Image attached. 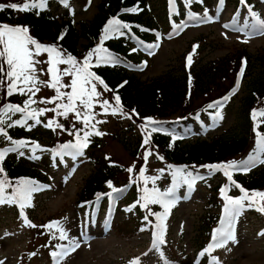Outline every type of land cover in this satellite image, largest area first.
Returning <instances> with one entry per match:
<instances>
[{
    "label": "rangeland",
    "instance_id": "1",
    "mask_svg": "<svg viewBox=\"0 0 264 264\" xmlns=\"http://www.w3.org/2000/svg\"><path fill=\"white\" fill-rule=\"evenodd\" d=\"M101 1L92 0L89 5L87 0H69L66 1L67 6H65V2L46 0L44 8H50L58 18L59 16L69 18L70 15H73L77 25L83 21L91 22L98 12ZM202 2H204V10L201 11L200 18H206L207 23L198 27L191 23L194 22L193 19H188L179 25H189L172 30L171 25L162 23L167 18L162 4L157 0L147 1V10L160 20L161 28L157 32L160 48L157 53L155 51L148 57L150 64L147 70L140 72L141 80L157 78L170 71L179 73L180 71L177 70L182 65L183 55L189 53L191 49L197 51L198 48H194L193 45L198 42L203 45L200 59L205 62L227 55L234 56L245 47L254 56L259 50L264 49V34L245 27V25L255 23V18L250 15L247 8L238 10L236 0H224L223 4L220 3V0H202ZM255 4L256 13L261 19H264V1L256 0ZM178 10L179 7L174 8L172 12L176 13ZM236 29L243 30L237 31ZM120 31L122 32V29ZM112 34L124 39L126 37L125 34ZM245 40H247L246 43ZM130 41V48H134V42ZM86 43L84 39H81L80 46ZM66 57L67 55L64 54V58ZM111 57L120 59L116 55H111ZM34 59L41 61L35 66L39 80L51 81V75L47 71L49 68L48 55L42 53L35 56ZM76 60L77 66L82 65L79 59ZM251 65L252 73L254 65ZM69 67L70 65H68ZM72 79L74 77L70 76L69 83ZM250 81L251 76L246 77L239 86L236 99L218 111L222 119L215 116L212 120H208L205 126L196 127L192 132L174 129H170V131L176 135H182L183 138L186 137L184 145H192L195 141H205L216 135L238 134L239 107L248 92ZM8 84L5 85V92L2 95L4 99L8 96ZM95 85L100 96L95 98L94 102L102 105L103 101H108L110 106L107 112L104 107L100 106L96 113L98 132L101 133L96 137L100 140L102 147L98 150V154L102 158L109 155L112 158L111 161L118 164L119 168L121 166L130 168L135 164V161L141 160L142 154L147 148L151 149L154 146L150 142L147 145L144 144L145 135L142 129L133 123L129 116L112 105L111 97L106 92L104 93L100 83H95ZM19 86L23 87V84ZM38 87L39 91L34 94L23 95L19 91L17 93L22 96L25 102L31 97L35 101L31 106L38 111L57 108V105L62 102L67 103L66 99L55 103H43L42 101L51 100V97L57 94L53 93L55 89L43 84ZM77 107L82 113L84 112L78 103ZM113 109H118V111L113 114ZM60 111L63 109H57L56 112L47 111L38 116L40 123L28 119L23 126L14 123L17 120H24L23 115L12 116L9 119L12 126L23 128L27 136H34L39 141V147L33 146L32 151L19 149V152L24 153L23 155H19L18 152L12 153L27 166H36L41 170H46L49 175L50 183L46 185L47 187L33 193L35 200L31 203L32 206H29L27 221L36 220L44 224L49 219L52 221L58 219L67 239H61L60 231L57 228H52L55 238L44 239L37 246L30 243L32 239L30 228L25 217L23 219L20 216L17 205L0 204V264H132L137 259L140 264H214L213 259L210 263L197 261V251L206 240V238L204 239L203 218L209 213L210 185H214L213 188L219 183L229 186L230 180L227 181L224 176H218L207 183L205 181L198 182L190 193H180L177 190V202L170 209L166 219V243L159 244L156 248L153 247V239L150 234L139 235L134 233V230L130 231L131 229L128 232H119L117 228L119 222L130 212L127 210L129 209L128 203L124 199L119 205L115 203L116 214L111 227L105 226L103 223L108 213L107 203L103 204L104 209L95 218L96 222L90 224L89 215L77 203V198L85 180L94 171L91 162L80 156L67 157L62 164L52 163L51 160L49 146H52L55 141L56 134L46 126L48 122L57 120L55 116L65 123L83 122V116L81 119H77L75 113L70 112L67 117H64L57 114ZM138 140H142L143 147L139 150L137 157L133 158L131 152L137 148ZM0 146L1 150L11 148L13 147L12 140L0 135ZM256 149L257 145L252 156L257 155ZM155 157L156 154L153 153L149 159L147 177H158V179H156L155 185L151 180L148 183L151 188L155 186L161 191H166L172 186L162 177L166 173L165 167L155 163ZM259 159H264V152L259 153ZM245 160L248 159L242 161ZM251 169L253 173H259L264 169V164L257 160L256 166ZM161 170L163 171L161 172ZM125 175L124 173L123 177ZM216 197L219 204L220 196L217 194ZM248 203V201L245 202L246 205ZM252 209L253 207L246 206L238 219L235 220L234 232L238 242L229 241L224 247L217 248L215 257L218 264H264V235H260L264 225V215H258ZM223 210L224 208L220 207L216 212L224 214ZM77 243L79 247L75 251H67V254L63 256H52L53 252L60 253L70 250Z\"/></svg>",
    "mask_w": 264,
    "mask_h": 264
},
{
    "label": "trees",
    "instance_id": "2",
    "mask_svg": "<svg viewBox=\"0 0 264 264\" xmlns=\"http://www.w3.org/2000/svg\"><path fill=\"white\" fill-rule=\"evenodd\" d=\"M39 0H37L38 2ZM184 1V0H183ZM25 0H0V3L22 4ZM147 0H103L101 1L98 12L94 15L91 22H81L76 25L74 18H57L49 10L33 9L30 11H17L5 8L0 11V25L10 24L13 26H24L29 30V35L37 42L42 44L51 43L62 53L71 55L75 58L85 56L87 52L97 48L110 49L113 52L119 51L125 58L137 64L139 57H129L124 42L115 38L104 39L105 28L111 20H119L123 24H128L127 28L134 37H138L146 46L156 42L151 30L157 29L158 18L151 15L146 10ZM166 9L169 0H157ZM195 5L199 4L195 2ZM136 7V11L128 12V9ZM142 9L141 12H138ZM79 27V28H77ZM81 39L86 40L87 44L80 46ZM82 49V51L80 50ZM248 59L246 76H251L248 83V92L241 101L238 112V134L228 133L218 135L205 141H196L192 145H184L181 140L173 137L162 130L151 132L153 127L161 128L164 124H172L186 127H193L197 120L196 114L204 112L205 109L214 102L221 101L232 90L235 82L239 78L242 68L241 61ZM135 59V60H134ZM253 59V70L251 72L250 60ZM90 72L96 74L107 85V89L114 97L119 96V104L123 111L130 114L132 119L143 125H149L148 132H151V143L153 149L163 157L160 161L168 168V173L172 175L176 168H182L185 172L211 170L207 165H227L231 161H239L251 153L256 142L257 132L264 133V117L257 123L252 118V111L258 107L264 109V49L252 56L246 49L239 50L234 56H224L213 61H199L188 70L184 66V59L178 72H167L157 78L141 80L138 73L125 70L120 66L102 65L91 67ZM0 79L4 83L0 84V102L5 92V78L0 74ZM69 91H62L68 93ZM8 100L17 102L15 94L8 95ZM7 100V101H8ZM5 103H0V106ZM3 107H0L2 110ZM7 116L3 119L7 123ZM91 123H95V117ZM148 118L158 123L148 124ZM180 120V121H177ZM63 127H56L59 132L58 143L55 147L68 143H76L77 135L83 138L84 128L75 129L59 122ZM259 124V127H257ZM171 125V126H172ZM90 127V126H89ZM65 135V136H64ZM94 150L86 156L92 161L94 171L87 177L83 187L80 189L78 201L80 203H91L92 200L99 199L110 191L109 182L112 186L122 185L121 181H126V177H119L122 171L119 168L109 165L101 158L96 151L101 148L98 138L94 141ZM140 147V144H138ZM137 149L131 154L135 156ZM0 167L4 169L8 179H14L17 183L22 178H38L46 180L45 171L42 172L35 167L28 168L22 162H17L13 157L5 158L0 161ZM169 165L172 167L169 168ZM223 169V168H222ZM224 170V169H223ZM236 182L241 185L250 195L253 192L264 191V169L260 173L242 174L236 176ZM16 184V183H15ZM209 195V208H215L217 202L216 188ZM260 201V198H256ZM211 205V206H210ZM156 209L149 206V209L141 210L137 208L133 215L123 224L129 225L133 221L147 218L154 219ZM210 212L212 210L210 209ZM138 219V220H137ZM205 234L209 232V226L217 221L218 215L206 214L204 216ZM141 222V221H140ZM143 224V223H142ZM33 235L37 240H42L47 236L45 230L40 226L35 227Z\"/></svg>",
    "mask_w": 264,
    "mask_h": 264
},
{
    "label": "snow or ice",
    "instance_id": "3",
    "mask_svg": "<svg viewBox=\"0 0 264 264\" xmlns=\"http://www.w3.org/2000/svg\"><path fill=\"white\" fill-rule=\"evenodd\" d=\"M65 6H67L66 0H64ZM170 4L175 6V0H169ZM193 0H184L186 5H190ZM202 2V0H200ZM224 0H220V3L223 4ZM247 0H241V3L246 4ZM46 0H25L22 4L16 3H0V11H3L5 8H9L17 11H30L33 9H41L45 7ZM137 9H128V11H136ZM249 13L252 17L255 18V23L250 25H245V27L250 28L254 32H258L260 34H264V19H261L256 12H253L249 7ZM195 14L190 16V19H195ZM211 19V18H208ZM175 28L179 29L182 27L181 25H174ZM228 27V25H225ZM129 28L128 24H123L119 20H111L109 21V27L105 28L104 39L109 38V34L111 33H120L123 34L120 30ZM237 31H242L243 29H236ZM159 35V34H157ZM245 43L247 40L244 41ZM34 46V47H30ZM149 49H154L157 45H148ZM198 47V46H197ZM99 53L101 51L107 53L106 49L98 48L94 50ZM135 51V49H133ZM42 53H48L49 55V65L50 67L47 71L51 74V81H41L37 76L36 72V64L41 63V61L35 60V56H39ZM149 54H154L152 51ZM93 56V53L90 52L87 57H85L82 65L77 66L78 62L75 57L71 55H67L64 58V54L60 51L55 45L46 46L43 45L37 40L33 39L31 35H29V30L27 27L22 26H9L7 24L0 25V74H3L4 78L11 81L7 85V95H12L14 92L19 91L23 95L34 94L39 91L38 85L43 84L44 86L51 87L56 90L57 95L51 100L42 101L43 103H55L57 100L63 101L67 100V103H60L57 105V108L53 109H41L36 110L32 109L29 111V108L32 103H35L34 100L29 97V100L25 102L26 107H20L19 105H5L2 110H0V135H3L7 139L11 140V137L7 136V132L4 130L3 125L5 124V120L3 119L9 112L11 113H24V120H17L14 123L24 125L28 119L34 120L36 123H40L38 116L43 115L47 111L56 112L57 109H63V111L58 112V115L67 117L70 112L75 113L77 119H81L83 116V123L85 126H89L91 119V110L93 108V101L95 98L100 96V93L97 92L96 85L92 82L93 80L99 81L103 84V80L100 77L96 76L95 73L89 71L90 61ZM102 60H107L112 63L118 62L116 58L111 57L110 54L105 56H101L97 60V64H99ZM188 65L190 66L192 63V54L187 57ZM246 61L243 62V65H246ZM59 64L70 65L69 68H65L60 70L58 68ZM62 76H73L71 84H62L61 78ZM240 76H243V66L241 68ZM4 83V79H0V84ZM23 84V87H19V85ZM61 87H70L71 92L62 93L60 92ZM107 90V85H104ZM235 94V93H233ZM230 97H224V100H228ZM119 96L115 97L117 103H119ZM77 102H79V106L81 109L87 110L85 112H81L78 110ZM221 102L217 101L213 104H210L209 108L217 107ZM102 107H104L107 112L110 107L108 101H103ZM118 109H113V114L116 113ZM257 116H264V109L254 110L252 113L253 120H256ZM216 118L222 119V116L217 113ZM158 123L156 121H152L148 118V124ZM53 124L56 127H63L56 121H49L46 125L47 127H52ZM94 127V125H92ZM259 127V124H257ZM160 129L153 127L151 132L159 131ZM146 138L144 139V144L147 145L150 142L151 132L147 131V126H145ZM96 135H101V133L96 132ZM89 133H85L83 138L77 135L76 143H68L62 145L65 154L78 156L81 155V149L87 147V140ZM257 155L250 156L248 160L236 162L231 161L227 165H207L213 170H225V175L228 176V179L231 181V173L227 171V169H237L243 171H249L252 167L256 166L257 160L259 163L264 164V159H259V153L264 152V134L257 132ZM175 139V137L173 138ZM14 145L11 148L4 149L0 151V161H3L4 156L7 152H18L19 155H23V152H19V149L25 147V143L21 141H12ZM35 147H39V145H35ZM75 150V151H71ZM151 151H148V155H151ZM59 155V153H58ZM147 157H145L146 159ZM159 159H163V157H158ZM172 166L169 165V168ZM127 171L132 172L133 168H128ZM163 170H161L162 172ZM4 169L0 167V173H3ZM173 183L172 187L168 188L166 191H161L159 188L153 186L149 188L148 182L152 181L153 185H155L156 179L158 177H146L144 175V170L140 171V176L144 180V187L141 189L142 195L140 199L137 201L138 204H141V207L144 209H149V205L151 204H159L163 207V213H152L149 211V214L155 215L157 219L161 221L160 225H157L158 228L161 229L160 233L155 236L153 240V247H158L159 244L164 243L163 241V220L169 214L170 209L176 204L177 196L176 191L182 184H187L189 189H191L196 179H203L204 177L193 176L191 172H185L182 168H176L173 173ZM235 184V181H232ZM47 186H41L34 181L31 180H21L16 185H12L10 181L7 179L0 180V204H10V205H18L21 213L23 214V209L25 207L32 206L31 200L33 193L42 191ZM109 187H112L111 182H109ZM236 187H240L238 184ZM8 188H12V191L9 193L7 191ZM241 192H243V196L238 198H232L225 195V200L227 203L224 206V215L220 220V226L213 231L211 243L200 253L201 256H204L206 253H211V251L216 248L224 247L229 241L234 243L238 242L234 232V223L236 218L242 213L244 208L247 206L249 208L256 207V209L262 213H264V204L259 203L256 198L259 197L260 201H264V192H253L251 195L243 188H240ZM113 191H122L113 188ZM225 191L222 189V192ZM108 195H111L109 193ZM249 203L246 205L245 202ZM142 202V203H141ZM132 207H135L133 205ZM131 211L132 209H127ZM147 219V216L145 217ZM28 226L36 227V225L32 224L30 221H27V217H25ZM49 229L57 228L61 235V239H67L66 234L63 229L60 227V221H53L48 225H45ZM260 235H264V232L260 233ZM63 248V246H61ZM79 247V244H74L70 250H65L60 253L53 252V257L63 256L67 254V251H75L76 248ZM214 264H218L217 258L213 257ZM132 264H140L139 260H134Z\"/></svg>",
    "mask_w": 264,
    "mask_h": 264
}]
</instances>
